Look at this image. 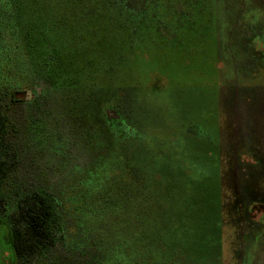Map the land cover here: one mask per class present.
Masks as SVG:
<instances>
[{"label":"rangeland","instance_id":"374dc122","mask_svg":"<svg viewBox=\"0 0 264 264\" xmlns=\"http://www.w3.org/2000/svg\"><path fill=\"white\" fill-rule=\"evenodd\" d=\"M13 9L0 17L2 89L26 86L30 76L22 48L13 50L14 43L22 46L24 29L17 24L16 34L4 31L17 22ZM175 37L180 46L155 47L145 56L148 62L122 72L131 87L123 96L140 129L133 147L158 155L164 172L147 195L80 192L75 170L124 157L127 141L102 144L73 135L72 117L59 111L70 112L74 101L67 103L60 91L43 97V83L20 95L24 102L39 101L33 106L12 103L0 89V109L10 116L20 155L12 194L45 188L63 202L64 240L33 264H264V242L256 239L260 227L253 225L263 209L253 204L264 199V74L253 83L229 85V67L218 66L212 32ZM85 104L79 100L82 109ZM0 264H19L5 217Z\"/></svg>","mask_w":264,"mask_h":264},{"label":"trees","instance_id":"16d2710c","mask_svg":"<svg viewBox=\"0 0 264 264\" xmlns=\"http://www.w3.org/2000/svg\"><path fill=\"white\" fill-rule=\"evenodd\" d=\"M8 9L16 13L12 17L17 22L4 31L16 34L17 24L24 29L22 46L14 43L13 50L21 47L30 65L26 86L0 88L10 95L11 102L33 106L39 101L24 102L20 95L43 83V97L60 91L67 103L74 101L70 112L65 108L59 111L62 117H72L73 135L82 134L78 136L81 140L100 139L102 144L107 139L110 143L124 139L130 148L124 157L116 155L109 163L77 168L80 192L92 189L107 195H147L153 191V181L163 176L156 162L158 155L133 147L140 129L132 118L131 105L126 104L130 99L123 96L131 87L122 72L133 64L148 62L145 56L155 47L170 42L180 46V37L175 36L182 37L183 33L205 37L212 32L218 66L229 67L225 76L229 85L253 83L264 74V0H0V17L8 16ZM79 100L86 103L84 109ZM19 163L10 116L0 109V217L9 219L19 264H33L64 240L66 218L63 202L55 192L27 188L12 194L11 179ZM176 172L173 169V174ZM256 203L263 204L257 216H252L258 218L252 222L260 227L256 239L261 243L264 199L253 205ZM260 251L257 254H262ZM103 264L111 262L105 260Z\"/></svg>","mask_w":264,"mask_h":264}]
</instances>
